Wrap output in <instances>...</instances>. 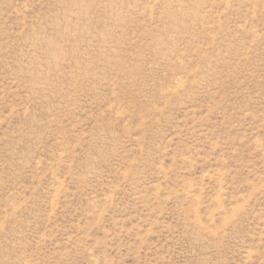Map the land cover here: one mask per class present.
I'll return each instance as SVG.
<instances>
[{
    "label": "rangeland",
    "instance_id": "rangeland-1",
    "mask_svg": "<svg viewBox=\"0 0 264 264\" xmlns=\"http://www.w3.org/2000/svg\"><path fill=\"white\" fill-rule=\"evenodd\" d=\"M0 264H264V0H0Z\"/></svg>",
    "mask_w": 264,
    "mask_h": 264
}]
</instances>
